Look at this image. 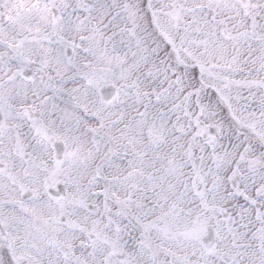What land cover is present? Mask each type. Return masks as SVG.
<instances>
[{
    "label": "snow or ice",
    "instance_id": "obj_1",
    "mask_svg": "<svg viewBox=\"0 0 264 264\" xmlns=\"http://www.w3.org/2000/svg\"><path fill=\"white\" fill-rule=\"evenodd\" d=\"M0 264H264V0H0Z\"/></svg>",
    "mask_w": 264,
    "mask_h": 264
}]
</instances>
